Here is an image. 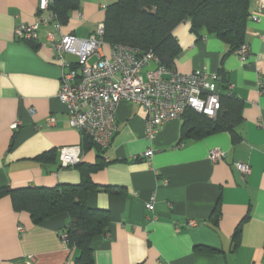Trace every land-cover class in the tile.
I'll use <instances>...</instances> for the list:
<instances>
[{"label":"crops","instance_id":"0c3cea01","mask_svg":"<svg viewBox=\"0 0 264 264\" xmlns=\"http://www.w3.org/2000/svg\"><path fill=\"white\" fill-rule=\"evenodd\" d=\"M116 1L78 0V10L55 31L42 23L49 12L38 11L39 0H0V264H75L79 251L61 239L68 215L34 225L27 212L14 210L10 191L83 181L96 188L87 193V206L109 214L106 234L90 242L93 264H264V11L247 20L251 54L244 63L206 29L194 33L183 22L173 30L174 71L216 74L218 88L225 80L227 89L219 91L238 105L233 132L182 140L180 118L148 138L142 108L122 101L116 132L100 151L68 124L57 98L60 65L46 37L88 39L103 24V7ZM257 9L258 0H251L250 15ZM35 24L37 40L15 37L17 26ZM69 147L80 148V162L61 168L59 150ZM148 149L149 161L135 159ZM215 150L223 158L212 162ZM47 152L53 160H36Z\"/></svg>","mask_w":264,"mask_h":264},{"label":"built area","instance_id":"2783aa9c","mask_svg":"<svg viewBox=\"0 0 264 264\" xmlns=\"http://www.w3.org/2000/svg\"><path fill=\"white\" fill-rule=\"evenodd\" d=\"M52 0H39L38 11L49 12L43 24L53 23L55 31L60 25L49 11ZM105 8V7H103ZM264 11V0H258V9L249 19L258 20L257 14ZM39 24L19 25L14 35L19 40H37ZM104 26L100 24L88 39H78L62 35L55 40L49 33L46 42L60 65L59 90L57 98L65 106L68 124L80 134L86 135L92 143L106 149L116 132L115 114L122 101L139 105L145 114V132L153 138L157 128L163 123L180 119L186 110H193L214 119L220 109L218 75L203 71L179 74L158 64L151 52H140L125 45H105ZM107 47L108 53H105ZM250 49L242 44L235 50L239 61L244 63L250 56ZM71 56L74 61H69ZM146 70L145 78L143 71ZM263 87H261V90ZM264 93V90L261 91ZM17 124H13L15 129ZM80 148L69 147L59 150L61 168L73 167L80 162ZM153 156L151 149L138 154L135 159L149 161ZM223 154L215 150L209 160L217 162ZM239 172L246 176L249 168L236 164ZM146 208L153 210L152 203ZM22 228L19 227V232ZM66 243L67 235L61 234ZM264 249V248H263Z\"/></svg>","mask_w":264,"mask_h":264},{"label":"trees","instance_id":"16d2710c","mask_svg":"<svg viewBox=\"0 0 264 264\" xmlns=\"http://www.w3.org/2000/svg\"><path fill=\"white\" fill-rule=\"evenodd\" d=\"M250 4L251 0H117L104 8L103 42L109 46H130L142 53L151 51L160 66L174 70L173 63L179 53L173 35L175 27L188 22L194 33L206 29L235 52L244 43ZM78 6V0H52L49 11L59 25H64ZM225 84L223 79L219 85L223 92L227 89ZM237 106L230 96L220 92V109L214 119L186 110L181 117V139L199 140L223 130L233 132L239 118ZM224 107L230 110L224 111ZM82 137L86 145H94L86 135ZM237 140L238 137L233 136V141ZM50 155L41 154L36 160L42 163L53 160L54 155ZM95 189L83 181L77 186L11 190L10 196L14 210L27 212L34 225L67 214L69 223L63 233L67 235L66 245L79 251L74 263L93 264L90 242L106 234L109 223L106 211L89 208L86 204L87 193ZM2 193L0 190V195Z\"/></svg>","mask_w":264,"mask_h":264},{"label":"rangeland","instance_id":"374dc122","mask_svg":"<svg viewBox=\"0 0 264 264\" xmlns=\"http://www.w3.org/2000/svg\"><path fill=\"white\" fill-rule=\"evenodd\" d=\"M143 77L145 78V75H143Z\"/></svg>","mask_w":264,"mask_h":264}]
</instances>
